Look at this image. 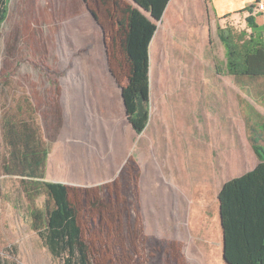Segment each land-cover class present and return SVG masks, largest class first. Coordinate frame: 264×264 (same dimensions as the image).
I'll use <instances>...</instances> for the list:
<instances>
[{"label": "rangeland", "instance_id": "rangeland-1", "mask_svg": "<svg viewBox=\"0 0 264 264\" xmlns=\"http://www.w3.org/2000/svg\"><path fill=\"white\" fill-rule=\"evenodd\" d=\"M169 1L9 0L0 26V264H62L32 227L21 177L4 171L10 113L34 119L48 144L45 179L67 186L91 264H227L219 219L197 213L215 212L217 193L220 207L221 197L237 202L236 242H249L240 216L258 168L234 165L254 153L250 127L264 144L253 106L264 80L247 79L238 109L218 19L209 37L182 38L163 20Z\"/></svg>", "mask_w": 264, "mask_h": 264}, {"label": "trees", "instance_id": "trees-1", "mask_svg": "<svg viewBox=\"0 0 264 264\" xmlns=\"http://www.w3.org/2000/svg\"><path fill=\"white\" fill-rule=\"evenodd\" d=\"M8 2L0 0V26L7 17ZM254 6L247 17L249 26L253 28L257 27L252 14ZM219 35L226 47L229 74L239 78L264 76L263 32H235L230 28H219ZM3 136L8 152L4 171L21 177L24 193L32 204L30 215L33 229L39 231L44 244L54 257L62 260V264H91L77 217L70 207L67 186L45 179L50 148L34 119H25L24 115L17 119L15 114L10 113L3 120ZM251 141L255 151L258 154L261 151L264 158L258 138L251 137ZM257 172L253 171L249 176H256ZM42 196L45 197L44 206H35L36 200ZM236 203L232 200L228 203L221 197L225 230L224 260L227 264H264V244L261 241L260 244L253 240L245 245H237L236 238L241 233L234 225L237 218L231 214L239 209Z\"/></svg>", "mask_w": 264, "mask_h": 264}, {"label": "crops", "instance_id": "crops-1", "mask_svg": "<svg viewBox=\"0 0 264 264\" xmlns=\"http://www.w3.org/2000/svg\"><path fill=\"white\" fill-rule=\"evenodd\" d=\"M256 0H170L163 15V20L165 25L169 27H174L176 30L181 34L182 38L193 39L196 37L205 38L210 36L211 29H215L216 21L218 19V36L219 35V28H230L235 32H240L245 30L248 33L254 32H263L264 34V11H256ZM255 4L252 14L255 18V23L257 27H250L247 22V17L251 14V7ZM237 20H241L243 22L241 30H236L234 27L229 26L235 25ZM226 24V25H224ZM166 27V26H165ZM201 34V35H200ZM221 40V38H220ZM226 54V47L221 40ZM225 72L228 76L233 77L231 80L234 85L235 83L238 85L240 90L239 97L236 96L237 99V106L238 109L241 107V103L247 102V95L244 94L242 91L243 88H246L247 79H261L264 80V76L259 77H235L228 73L227 69V59L225 64ZM217 75H220V69L216 66ZM230 83V81H229ZM230 83V84H231ZM244 92L247 93V90ZM259 103L257 105H253L256 112L258 113L257 116H261L263 122L260 124L259 128L264 131V90L258 95ZM241 111V110H240ZM246 115L250 118L256 116L254 111L246 112ZM251 137L258 138V144L260 148L264 150V144H261L259 140L261 139L260 136L256 134L255 129L250 127V134L249 138L251 141ZM252 144V141H251ZM207 148V147H206ZM206 148H204L206 150ZM252 150L254 151L251 154V159L246 160H239V164H235L234 166H252V169L248 170L250 172L256 168L257 174L256 176L249 178L246 182V195L248 196L246 200V208L245 211L242 212V216H240L241 222V232L242 234L246 233V236L249 238V242L253 240L257 241L259 244H264V158L263 153L259 151V154L255 151L253 144ZM183 155V152L181 153ZM262 156V157H261ZM201 157L208 158L207 161L213 163V155L206 153V155H201ZM226 165L232 166V162L230 159L228 160ZM262 167V168H261ZM260 168V170H259ZM219 192V191H218ZM194 199V198H193ZM196 200V199H195ZM195 200H191L192 204L195 205ZM200 202V207H207L208 199L203 198L197 199ZM202 202V203H201ZM212 209L208 210V207L205 208L203 211H197V213H211L215 214V219H219L220 225L222 230L224 231L223 226V218L221 213L220 201L218 199V193L215 196V199L211 202ZM244 228V229H243Z\"/></svg>", "mask_w": 264, "mask_h": 264}, {"label": "built area", "instance_id": "built-area-1", "mask_svg": "<svg viewBox=\"0 0 264 264\" xmlns=\"http://www.w3.org/2000/svg\"><path fill=\"white\" fill-rule=\"evenodd\" d=\"M256 11H264V0L257 1Z\"/></svg>", "mask_w": 264, "mask_h": 264}, {"label": "water", "instance_id": "water-1", "mask_svg": "<svg viewBox=\"0 0 264 264\" xmlns=\"http://www.w3.org/2000/svg\"><path fill=\"white\" fill-rule=\"evenodd\" d=\"M224 259H225V256L223 255Z\"/></svg>", "mask_w": 264, "mask_h": 264}]
</instances>
